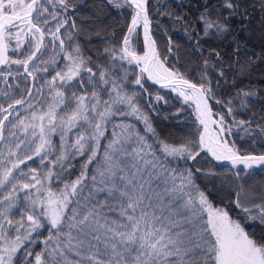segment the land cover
Instances as JSON below:
<instances>
[{
	"label": "snow or ice",
	"instance_id": "1",
	"mask_svg": "<svg viewBox=\"0 0 264 264\" xmlns=\"http://www.w3.org/2000/svg\"><path fill=\"white\" fill-rule=\"evenodd\" d=\"M108 3L130 9L131 22L120 46L105 47L104 61L97 63L86 58L79 45L65 47L61 29L69 23L68 17L58 19L60 14L46 6L58 4L67 12L70 0H0V69H6L0 70V78L5 83L11 76L41 81L39 87L33 83L26 89L27 98L22 93L7 107L0 104V264H33L29 257H34V264H264V236L256 238L240 218L214 206L195 183L191 169L162 168L152 145L131 124L113 123L116 117H135L154 132L129 84L147 92L145 82L151 81L182 97L192 108L196 133L176 145L160 141V150L165 157L196 161L204 153L212 161L230 164L226 171L237 178L234 187L226 189L232 203L245 222L264 225V188H245L239 181L242 174L264 167V154H242L229 140L234 129L249 134L253 129L250 122L236 120L232 99L216 98L210 72L219 65V77L225 76L220 52L209 51L198 69L199 79H190L166 66V57L161 59L150 29L149 0ZM260 3L264 10V0ZM203 9L199 22L204 37L225 36L232 30L230 17L246 20L250 15L241 0L205 3ZM51 21H56L54 27L49 26ZM71 27H77L75 21ZM66 39L71 41L72 34L67 33ZM234 43L236 55L239 43ZM49 46L59 48L56 55L62 54L63 67H58L62 61L56 55L44 58ZM50 66L54 71L50 78L37 76L49 73ZM239 67L245 74L247 64ZM34 90L43 98L36 99ZM257 95L255 90L240 89L236 97L240 108H247ZM156 100L163 97L157 95ZM210 101L225 111H214ZM109 124L110 139L105 136ZM257 128L264 135V127ZM54 136L59 137L58 144ZM133 136L136 146L130 147ZM102 139L107 144L102 146ZM85 155L80 174L69 179L73 166L68 161ZM33 157H39L43 169L22 170L20 166ZM94 161L98 167L89 177L88 165ZM141 164L161 168L149 176L163 180L167 202L151 188V179H143ZM205 175L216 177L211 169ZM89 179V195L84 196ZM93 190L106 193L103 203L94 198ZM42 229L48 232L44 248L34 253L31 245Z\"/></svg>",
	"mask_w": 264,
	"mask_h": 264
},
{
	"label": "trees",
	"instance_id": "2",
	"mask_svg": "<svg viewBox=\"0 0 264 264\" xmlns=\"http://www.w3.org/2000/svg\"><path fill=\"white\" fill-rule=\"evenodd\" d=\"M241 2L250 13L248 19L245 20L239 16L230 17L229 22L232 30L222 37L216 35L204 37L203 26L199 22V16L204 10L203 5L205 3L217 4L219 0H149V18L151 20V32L153 38L157 41L161 59L163 60L166 57V66L179 70L190 79H199L198 69L202 67L203 59L208 56L209 51L220 52L225 76L219 77V65L217 70L210 72L216 98L220 100L232 99L233 106L236 109L234 112L236 120L250 122L253 129L251 134L234 129L229 140L235 143L236 148L242 154L259 155L264 154V135H261L259 128H257L258 124L264 127V120H262V117H264V10H262L260 0H241ZM70 3L72 7L67 12H64L58 4L55 7L46 5L50 12L60 14L58 19L68 17L69 23L61 29L62 38H65L66 41L65 47L67 48L69 44L73 47L79 45L86 58L91 57L93 61L102 63L105 47H111L113 44L116 47L120 46V39L127 33V27L131 22V10L127 7L117 8L108 3V0H70ZM224 15L227 16L228 13L225 12ZM177 17H182V19H177ZM73 21L77 25L76 28L71 27ZM55 24L56 21H51L49 26L54 27ZM138 32L140 33L138 39L142 44L141 29H138ZM67 33L72 34L71 41L66 39ZM49 40L50 38L46 37V43ZM198 41L199 51L197 50ZM234 41L239 43V53L236 55H234L236 47ZM139 47L138 44V50ZM169 47L172 48V52H168ZM57 53H59L58 47L53 50L49 46L44 58L48 59ZM56 59L62 61V54L57 55ZM63 64L62 61L58 67H63ZM240 64H247L245 74H241ZM16 68L17 66H12L14 73ZM51 74H54V71L50 66L49 73L39 72L37 76L50 78ZM217 80H219V83H217ZM33 83L36 87H39L41 81L33 82L31 78L11 76L8 77V82L5 83L4 79L0 78V93H9L7 97L0 95V102L4 101L7 105L12 99L21 98L22 93L27 98L26 89L32 87ZM10 85L11 87H9ZM145 88L147 92L138 85L129 84V90H135L138 93V106L141 112L148 116L154 132L148 131L145 124L135 117H116L113 123L123 121L131 124L134 132L143 137L149 145H152L162 168L179 169L181 172L185 169H191L195 173V183L201 190L205 191L214 206L224 208L233 218H240L245 230L256 238L264 236V225L259 222H245L243 214L232 203L231 193L226 189L234 187V181L237 178L233 177L231 172L226 171L230 167L209 161L208 158H205L204 153H201L196 161L165 157V154L160 150V141L173 145L182 143L186 138L195 135L198 125L195 122L192 108H189L183 99L176 94L155 88L147 82H145ZM240 89H252L258 93L257 96L250 98L245 109L240 108V100L236 98ZM43 91L47 93L46 88ZM33 94L36 96L35 90ZM157 95L162 96L163 100L157 101ZM38 97L36 96V99H39ZM42 98L40 97V99ZM210 103L214 111H225L221 105L215 104L214 101H210ZM6 105L4 106L6 107ZM17 110L20 111L21 115L25 114L21 106H17ZM228 119L231 120L232 118L229 117ZM112 131V124H109L105 133L108 139L111 138ZM116 131H119V129H116ZM53 140L58 144L59 137L54 136ZM107 142V139H102L101 145L103 146ZM129 146H136L135 136H133ZM102 157L103 147L98 161L102 160ZM86 158L87 155L76 156L68 161L73 166L69 169V179H75L80 174L81 165ZM98 161L88 165L89 177L96 171ZM28 166L37 170L43 169L39 157L30 162ZM141 166L143 168L141 173L143 179H151V188L155 192L161 193L164 201L167 202L169 197L163 194L166 187L163 180L157 179L155 176H149L150 173L160 171L161 168L153 169L150 165L145 166L142 164ZM197 168L202 171L195 172ZM209 169L216 173L215 178H208L205 175ZM250 172V175L242 174L239 177L240 183L245 188L256 190L264 188V168H255ZM222 181L225 182L223 187ZM85 183L88 187L85 188L83 195L88 196L91 180L89 179ZM92 194L96 200L104 202L106 193L93 190ZM153 200L155 201V197H153ZM41 232L42 235L37 238V243L31 245V250L34 253L40 252L44 248L43 240L47 237L48 232L44 229ZM29 259L33 260L34 264V257H29Z\"/></svg>",
	"mask_w": 264,
	"mask_h": 264
},
{
	"label": "rangeland",
	"instance_id": "3",
	"mask_svg": "<svg viewBox=\"0 0 264 264\" xmlns=\"http://www.w3.org/2000/svg\"><path fill=\"white\" fill-rule=\"evenodd\" d=\"M141 29V32H142V28H140ZM56 55V54H55ZM56 57H57V55H56ZM64 63H66V62H64ZM1 70V69H0ZM26 82V81H25ZM39 99H40V97H38ZM183 99V98H182ZM33 103H35V101H33ZM0 104H3V105H6L5 103H4V101H2V102H0ZM6 107H7V105H6ZM22 108V107H21ZM22 110H23V108H22ZM24 115H26V113L24 114ZM139 121H141V122H143L142 120H139ZM144 123V122H143ZM72 139L74 140L75 139V137H72ZM0 147H2V145H0ZM37 157H33V159L32 160H28V161H26V163L24 164V165H21L20 167H21V169L22 170H24L25 172H27L29 169H30V167L28 166L29 165V163L30 162H32L33 160H35ZM26 167V168H25ZM25 168V169H24ZM27 170V171H26ZM21 195H23V193H21Z\"/></svg>",
	"mask_w": 264,
	"mask_h": 264
},
{
	"label": "water",
	"instance_id": "4",
	"mask_svg": "<svg viewBox=\"0 0 264 264\" xmlns=\"http://www.w3.org/2000/svg\"><path fill=\"white\" fill-rule=\"evenodd\" d=\"M150 29H151V25H150ZM142 38H143V32H142ZM146 82H147L149 85H151V86H153V87H155V88L161 89V90H163V91H171L170 89H164V88H161L159 85H153V84L151 83V81H146ZM208 160L211 161V162H213V163H215V164L221 165V166H229V167H231L230 164H228L227 162H223V163H221V162H217V161H212L210 157H208ZM262 168H264V167H262Z\"/></svg>",
	"mask_w": 264,
	"mask_h": 264
},
{
	"label": "bare ground",
	"instance_id": "5",
	"mask_svg": "<svg viewBox=\"0 0 264 264\" xmlns=\"http://www.w3.org/2000/svg\"><path fill=\"white\" fill-rule=\"evenodd\" d=\"M182 98V97H181Z\"/></svg>",
	"mask_w": 264,
	"mask_h": 264
}]
</instances>
